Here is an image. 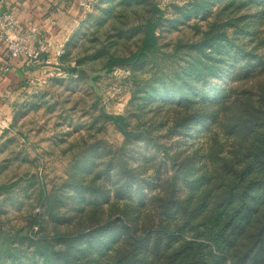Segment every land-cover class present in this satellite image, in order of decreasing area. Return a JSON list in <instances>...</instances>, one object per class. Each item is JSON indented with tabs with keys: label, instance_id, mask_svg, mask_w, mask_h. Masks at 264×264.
I'll use <instances>...</instances> for the list:
<instances>
[{
	"label": "rangeland",
	"instance_id": "374dc122",
	"mask_svg": "<svg viewBox=\"0 0 264 264\" xmlns=\"http://www.w3.org/2000/svg\"><path fill=\"white\" fill-rule=\"evenodd\" d=\"M60 22L2 114L0 264H45V239L53 264H115L131 234L151 235L139 250L153 264L182 244L161 229L212 247L223 181L264 157L246 116L264 131V0H96ZM150 28L157 50L135 62Z\"/></svg>",
	"mask_w": 264,
	"mask_h": 264
},
{
	"label": "trees",
	"instance_id": "16d2710c",
	"mask_svg": "<svg viewBox=\"0 0 264 264\" xmlns=\"http://www.w3.org/2000/svg\"><path fill=\"white\" fill-rule=\"evenodd\" d=\"M157 47V37L154 29L150 28L134 61H140L144 58L146 52H153L157 50ZM134 61L132 59L114 60L115 63L120 64H131ZM246 116L252 117V120L248 121L253 128L250 133L254 135V138L264 140V131H261L260 127L254 123V118L259 117L257 112L254 109H249ZM106 118L121 127L122 118L113 116ZM124 134L127 133L124 131ZM253 157L254 161L249 167L256 164L259 167L257 170L253 168L246 169L243 179L238 180L240 182L237 181L238 177L230 176L232 174L230 172L228 178L226 177V180L223 181L224 185L222 186L225 188L224 200L215 206L214 211H217V213L214 220H206V225L211 226L209 230L211 236L208 240L211 241L212 247L206 246L197 240L184 242L179 238L175 239L174 237L178 236L177 233L171 234L169 231L161 229L158 231L159 235L165 234L170 240H177L182 244L180 250L173 253L162 251L161 255L156 256L153 264H224L228 260L234 262V264H264V157L259 154H255ZM251 169L253 171L249 172ZM254 170L256 171L254 172ZM253 173L260 174L263 179L250 180ZM242 182L244 185H242ZM12 187V185L0 187V192H8ZM186 210H188V206L184 208L185 212L183 214L189 215ZM190 219L192 222H196L192 218ZM222 226L224 228L221 230ZM215 230H218V233L212 236ZM228 230H231L229 236L227 234ZM133 235H129L131 241L129 246H132V250L121 255L122 257L115 264H150L148 255L143 249L149 245L151 235L141 238ZM54 239H63L67 243L75 242L72 235L57 233ZM51 244L52 240L48 242V239L35 243L37 252L45 264H53L60 256V252ZM140 245L144 246L143 253L139 250ZM205 258L206 260H204ZM61 260L63 264H72L66 257H61Z\"/></svg>",
	"mask_w": 264,
	"mask_h": 264
},
{
	"label": "crops",
	"instance_id": "0c3cea01",
	"mask_svg": "<svg viewBox=\"0 0 264 264\" xmlns=\"http://www.w3.org/2000/svg\"><path fill=\"white\" fill-rule=\"evenodd\" d=\"M79 2L80 0H0V15L10 13L14 16L16 30L10 36H21L28 45L38 47L39 43L47 44L53 40V36L60 31V26H63L61 19ZM7 58V45L0 39V121L8 108L14 109L20 92L35 84L34 76L45 69L40 62L27 66L26 60L21 58L10 62V70L7 72L4 71Z\"/></svg>",
	"mask_w": 264,
	"mask_h": 264
},
{
	"label": "built area",
	"instance_id": "2783aa9c",
	"mask_svg": "<svg viewBox=\"0 0 264 264\" xmlns=\"http://www.w3.org/2000/svg\"><path fill=\"white\" fill-rule=\"evenodd\" d=\"M96 0H80L79 7L82 10H89L93 7ZM16 30V21L14 16L10 13H3L0 15V39L7 45L8 58L4 71L9 72V63L14 60L24 58L26 65L31 66L39 63L43 56L49 53V46L45 43H39V46L28 45L26 39L18 36H10ZM2 130H9L7 124L0 121V133Z\"/></svg>",
	"mask_w": 264,
	"mask_h": 264
}]
</instances>
